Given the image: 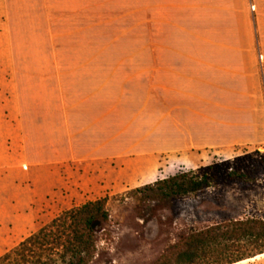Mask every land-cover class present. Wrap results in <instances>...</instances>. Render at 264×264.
<instances>
[{
    "label": "rangeland",
    "instance_id": "obj_1",
    "mask_svg": "<svg viewBox=\"0 0 264 264\" xmlns=\"http://www.w3.org/2000/svg\"><path fill=\"white\" fill-rule=\"evenodd\" d=\"M247 3L259 75L257 102L248 111L257 115L251 124L257 138L205 122L190 123L184 134L181 125L155 119L165 81L154 75L153 53L165 46L155 39L192 37L200 29L186 13H176L174 25L164 28L155 18L159 13L147 8L153 0H77V43L67 35L66 43L44 45L46 59L14 58L27 54H13L2 44L0 258L64 212L106 197L111 218L91 264H157L192 232L264 219V175L247 186L170 201L131 194L177 175L264 154V0ZM7 23L3 18V26ZM194 79L196 90L201 85ZM184 82V76L173 77L175 85ZM179 94L173 93L175 109ZM236 264H264V253Z\"/></svg>",
    "mask_w": 264,
    "mask_h": 264
},
{
    "label": "crops",
    "instance_id": "obj_2",
    "mask_svg": "<svg viewBox=\"0 0 264 264\" xmlns=\"http://www.w3.org/2000/svg\"><path fill=\"white\" fill-rule=\"evenodd\" d=\"M147 8L159 13L155 18L164 28L174 25L176 13H186V19L195 20L200 29L192 37L155 39L156 45L165 44L153 53L155 79L165 80L160 83L164 103L162 108L155 106V119L160 124L181 125L179 133L184 134L190 123L205 122L226 126L229 131L239 128L249 138H257L258 132L251 129L257 115L248 111L257 102L259 75L247 0H153ZM3 18L7 25L3 26ZM67 35L77 43V0H0V54L6 42L13 54H27L14 58L46 59L44 45L66 43ZM174 76L185 77L182 86L173 83ZM195 77L201 85L196 90L191 88ZM175 91L185 92L184 97L177 95L176 109Z\"/></svg>",
    "mask_w": 264,
    "mask_h": 264
},
{
    "label": "trees",
    "instance_id": "obj_3",
    "mask_svg": "<svg viewBox=\"0 0 264 264\" xmlns=\"http://www.w3.org/2000/svg\"><path fill=\"white\" fill-rule=\"evenodd\" d=\"M260 175H264V154L255 153L158 181L131 194L147 192L154 201H170L222 186H247ZM108 203L106 197L64 212L1 257L0 264H91L98 254L99 235L110 222ZM263 253L264 219L253 218L192 232L170 246L157 264H236Z\"/></svg>",
    "mask_w": 264,
    "mask_h": 264
}]
</instances>
